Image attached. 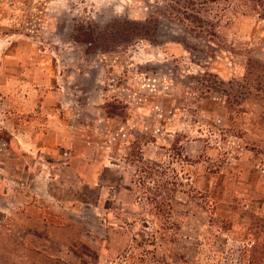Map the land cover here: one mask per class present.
<instances>
[{"label": "rangeland", "instance_id": "obj_1", "mask_svg": "<svg viewBox=\"0 0 264 264\" xmlns=\"http://www.w3.org/2000/svg\"><path fill=\"white\" fill-rule=\"evenodd\" d=\"M164 1L0 0V264H247L264 243V20L206 42ZM148 15L152 39L106 52L70 37Z\"/></svg>", "mask_w": 264, "mask_h": 264}, {"label": "trees", "instance_id": "obj_2", "mask_svg": "<svg viewBox=\"0 0 264 264\" xmlns=\"http://www.w3.org/2000/svg\"><path fill=\"white\" fill-rule=\"evenodd\" d=\"M164 3L161 8L166 16L181 24L193 36L204 37L206 42L213 39L215 27L222 19L228 23L237 14H255L264 20V0H165ZM156 26L157 17L152 15L142 20L114 18L101 27L78 22L72 26L70 37L82 44L86 52H106L114 46H125L134 39H152ZM251 221L254 236L264 233L263 219L251 217ZM73 252L87 254V248ZM247 264H264V243L255 238L248 248Z\"/></svg>", "mask_w": 264, "mask_h": 264}]
</instances>
